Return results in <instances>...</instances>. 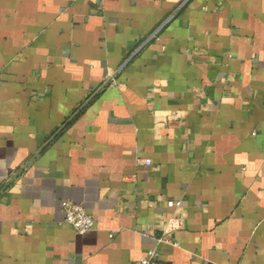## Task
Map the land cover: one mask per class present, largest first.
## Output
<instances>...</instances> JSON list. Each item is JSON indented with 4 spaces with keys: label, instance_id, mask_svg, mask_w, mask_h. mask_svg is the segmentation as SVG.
Masks as SVG:
<instances>
[{
    "label": "crops",
    "instance_id": "1",
    "mask_svg": "<svg viewBox=\"0 0 264 264\" xmlns=\"http://www.w3.org/2000/svg\"><path fill=\"white\" fill-rule=\"evenodd\" d=\"M149 249L264 264V0H0V264Z\"/></svg>",
    "mask_w": 264,
    "mask_h": 264
},
{
    "label": "built area",
    "instance_id": "2",
    "mask_svg": "<svg viewBox=\"0 0 264 264\" xmlns=\"http://www.w3.org/2000/svg\"><path fill=\"white\" fill-rule=\"evenodd\" d=\"M114 86L115 83H111ZM143 164L150 165V160H143ZM179 202L170 201L168 207H178ZM61 211L63 215V223L70 225L74 231L80 235L86 234L92 230L94 226L93 218L86 212L85 208L71 200H63L61 202ZM133 264H161L159 253L157 250L149 249L146 254Z\"/></svg>",
    "mask_w": 264,
    "mask_h": 264
}]
</instances>
